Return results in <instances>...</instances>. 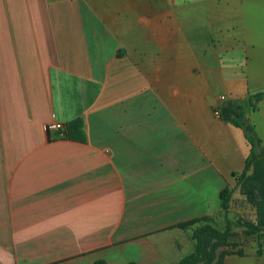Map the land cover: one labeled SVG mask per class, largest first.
I'll list each match as a JSON object with an SVG mask.
<instances>
[{
    "label": "crops",
    "instance_id": "crops-1",
    "mask_svg": "<svg viewBox=\"0 0 264 264\" xmlns=\"http://www.w3.org/2000/svg\"><path fill=\"white\" fill-rule=\"evenodd\" d=\"M226 1L0 0V264L188 253L176 225L220 211L250 149L215 108L264 104L245 0ZM76 118L79 138L46 133Z\"/></svg>",
    "mask_w": 264,
    "mask_h": 264
},
{
    "label": "rangeland",
    "instance_id": "rangeland-1",
    "mask_svg": "<svg viewBox=\"0 0 264 264\" xmlns=\"http://www.w3.org/2000/svg\"><path fill=\"white\" fill-rule=\"evenodd\" d=\"M221 4L228 12L232 9L231 2L227 5L226 0H221ZM242 8L247 14L248 38L257 45L259 74L261 78V85L259 86L260 88H264V0H245L243 1ZM201 13L205 16L203 12ZM196 22H203V24L209 25V19H205L204 17ZM249 117V122L254 126L256 136L261 139V147H264V104L260 107L259 111L249 114ZM254 193L257 198L256 191ZM208 216L211 218L208 224L220 230L226 227V218L230 219L233 223L234 234L224 241L212 237L209 238L206 247L208 254L195 264H215L223 253L238 254L231 258L230 264H264V228H261L258 233L254 234L247 232L252 224H256L257 217L255 208L248 198L245 187L236 186L234 188L232 200L226 210L220 208L219 212ZM196 228L197 225L187 228L189 229L190 245L186 255L195 249L193 234Z\"/></svg>",
    "mask_w": 264,
    "mask_h": 264
},
{
    "label": "trees",
    "instance_id": "trees-1",
    "mask_svg": "<svg viewBox=\"0 0 264 264\" xmlns=\"http://www.w3.org/2000/svg\"><path fill=\"white\" fill-rule=\"evenodd\" d=\"M263 92L255 93L248 97V108L255 110L257 102L263 97ZM218 116L226 123L243 130V134L250 146L249 153L244 160L242 170L232 172L234 178V186L226 185L219 193L220 208L226 210L232 200V193L236 186L245 187L248 193V198L256 211V224H252L247 230L248 233H258L261 228H264V147H261V139L256 136L254 126L248 121L245 115L244 105L237 100H226L218 107ZM82 128V121L76 118L65 125V135L68 138H79L77 134ZM258 197H255V192ZM211 218L203 216L189 219L178 223L176 226L182 229H187L192 225H197L193 237L195 239V249L190 254L182 257L176 264H195L202 257H205L207 252V241L209 238L226 240L230 238L234 232L232 221L226 218V227L223 230L217 229L208 224ZM220 257L215 264H223L224 256ZM94 264H106L103 260H96ZM127 264H135L130 261Z\"/></svg>",
    "mask_w": 264,
    "mask_h": 264
},
{
    "label": "built area",
    "instance_id": "built-area-1",
    "mask_svg": "<svg viewBox=\"0 0 264 264\" xmlns=\"http://www.w3.org/2000/svg\"><path fill=\"white\" fill-rule=\"evenodd\" d=\"M221 100H224V96H221ZM214 114L218 115V107L215 108ZM46 133L48 134H57L58 136H64L65 135V126L64 124L60 122H49L45 125Z\"/></svg>",
    "mask_w": 264,
    "mask_h": 264
}]
</instances>
